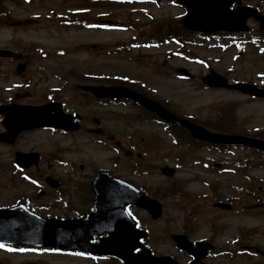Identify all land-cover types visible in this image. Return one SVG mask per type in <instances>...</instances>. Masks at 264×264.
Instances as JSON below:
<instances>
[{
    "label": "rangeland",
    "instance_id": "374dc122",
    "mask_svg": "<svg viewBox=\"0 0 264 264\" xmlns=\"http://www.w3.org/2000/svg\"><path fill=\"white\" fill-rule=\"evenodd\" d=\"M245 4L264 9L253 0H246ZM0 11H5L7 17L0 20V49L23 53L25 67L19 74L15 70L17 64L12 68L7 61H0V101L11 97L22 104L38 105L51 96L64 105L65 111H75L83 118L79 132L38 130L21 135L14 147L0 146V207L35 195L42 201L37 207L49 205L41 215L71 216L86 202L85 197L73 192H83L89 177L103 170L142 187L162 203V217L157 222L150 221L140 210L134 211L140 226L150 233L146 247L153 255L188 263L189 256L169 239L170 234H184L192 242L207 241L215 246L214 254L204 260L208 264L263 263L261 257L241 252L244 246L264 249L263 155L245 148L231 149L227 155L214 150H188L185 145H173L162 125L131 121L136 109L130 105H87L83 97L75 95L80 84L128 85L114 79L135 78L139 82L132 87L152 95L173 113L215 131H232L264 140V99L205 89L200 82L212 69L230 82L262 84L264 88L262 45H243L237 52L229 40L209 45L211 41L198 43L192 38L195 45L182 52L171 43L126 54L113 50L116 44L127 43L138 34L130 24L143 25L141 35L146 33V24L150 28L153 23L167 20L175 27L184 8L174 5L172 0H28L24 4L20 0H0ZM63 21H73L76 26L66 27ZM88 21L100 23L101 30H86L84 24L77 25ZM248 25L251 29L257 27L252 21ZM178 68L186 69L192 78L177 77ZM85 74L104 79L92 80ZM18 83H26L29 88L15 92L12 87ZM52 89L57 91L53 96L47 94ZM227 115L231 122L225 123ZM93 119L100 120L102 130L111 135L90 134L89 130L97 128ZM116 133L133 138L154 136L164 148L142 154V166L136 172L133 162L138 151L133 150L130 140L116 138ZM15 151L41 154L42 161L34 173L61 182L60 202L58 193L48 189L37 193L20 180L11 166ZM79 165L84 166L82 171ZM164 165L176 170L172 178L160 175L158 170ZM71 181L76 183L73 188ZM66 200L69 207L63 205ZM216 201L230 205L231 210L214 208ZM73 258L0 250V264H94Z\"/></svg>",
    "mask_w": 264,
    "mask_h": 264
},
{
    "label": "water",
    "instance_id": "95a60500",
    "mask_svg": "<svg viewBox=\"0 0 264 264\" xmlns=\"http://www.w3.org/2000/svg\"><path fill=\"white\" fill-rule=\"evenodd\" d=\"M184 4L189 13L183 19L186 28L192 30H201L204 32L214 31L217 28H206L208 25L225 24L220 27L225 30H245L244 20L253 15L261 22V28L264 29V17L259 16L249 9H238L229 12L228 7L233 3H239L240 0H178ZM252 12V13H251ZM11 52L0 51V56H11ZM186 75L184 71H178ZM208 86L225 87L227 89H240L244 93L263 96L264 93H258L256 90L244 87L240 84L227 86L226 82L213 72L203 79ZM84 90L91 91L97 97L103 98H130L153 111L166 122L179 124L186 127L191 135L198 140L217 142L224 144H246L260 150H264V142L247 139L240 136H223L213 134L205 129L175 118L170 113L163 110L155 102L149 101L144 97L124 88H92L83 87ZM252 89V90H251ZM55 114H51V112ZM0 113L5 117L4 125L7 133L0 135V141L12 143L18 132L22 130L37 127H58L67 130H73L76 125L69 123L70 117L60 115L58 105L48 104L41 107H28L9 105L0 107ZM60 117L66 121H60ZM36 158L19 154L17 163L21 166L26 165L27 158ZM171 174V173H169ZM95 194V209L91 214H86L85 218L79 221H54L42 220L33 216L20 208L0 211V242L8 244L22 245H44L59 246L66 248H75L81 251L114 256L126 264H176L168 257H152L148 251L143 250L138 254L133 251L141 248L137 243L144 234L134 229L133 223L123 212L125 201L136 203L139 207L146 209L156 219L160 215V205L144 197L128 193L125 195L124 185L106 174H98L91 184ZM106 232L107 238L101 240L100 245H90L88 243L92 234H101ZM173 241L190 253L194 261L192 264H203L200 262L205 256L206 250L211 248L208 245L199 244L192 248L183 236H172ZM259 252L257 249H252ZM263 256L264 254L261 253Z\"/></svg>",
    "mask_w": 264,
    "mask_h": 264
},
{
    "label": "snow or ice",
    "instance_id": "6c2138e0",
    "mask_svg": "<svg viewBox=\"0 0 264 264\" xmlns=\"http://www.w3.org/2000/svg\"><path fill=\"white\" fill-rule=\"evenodd\" d=\"M5 246L3 244H0V248H4ZM9 251H11V249H8ZM19 251H23V249H19Z\"/></svg>",
    "mask_w": 264,
    "mask_h": 264
}]
</instances>
